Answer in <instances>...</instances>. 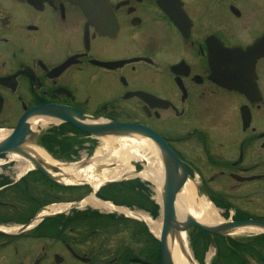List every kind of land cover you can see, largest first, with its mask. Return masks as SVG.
Listing matches in <instances>:
<instances>
[{"label":"flooded vegetation","instance_id":"flooded-vegetation-1","mask_svg":"<svg viewBox=\"0 0 264 264\" xmlns=\"http://www.w3.org/2000/svg\"><path fill=\"white\" fill-rule=\"evenodd\" d=\"M51 106L156 132L220 219L264 223V0H0V129ZM87 138L51 123L33 146L71 163ZM19 161L0 155V264H165L137 220L78 206L36 223L91 189ZM121 186L98 197L152 210L147 188ZM241 235L189 238L196 256L226 243L264 264V234Z\"/></svg>","mask_w":264,"mask_h":264},{"label":"water","instance_id":"water-1","mask_svg":"<svg viewBox=\"0 0 264 264\" xmlns=\"http://www.w3.org/2000/svg\"><path fill=\"white\" fill-rule=\"evenodd\" d=\"M32 117L54 118L58 121L69 123L76 129L96 138H131L139 141L150 140L153 143L163 167L164 174L161 188L164 207V227L160 241L162 243V254L165 264H173V261L171 260L172 245L175 242L180 244L183 251L181 234L187 232L192 226L224 238H228L244 228H256L264 231V223L250 221L207 226L198 223L190 215H187L184 220H179L177 217L176 200L177 196L188 184L189 177L184 165L174 152L160 136L151 130L141 126L117 124L114 122H108L107 124L87 123L86 120L90 118L79 111L55 106L40 107L31 111L29 114H26L19 122L13 134L0 143V154L15 153L22 156L30 161L35 169L41 171L54 183L63 185L59 182L60 178L54 177L47 172L46 168H48V166L41 162L40 159L34 157L31 152L24 150L25 145L32 143L38 137V133L31 131L30 126L26 123V120ZM87 121L90 122L89 120ZM39 130L40 128H38L37 132H39ZM89 164L90 160L74 165V171L68 175L63 174L62 178H72L75 172L84 170ZM49 169L58 173L60 172V169L56 167H49ZM119 182V180L106 182L104 183V186H110Z\"/></svg>","mask_w":264,"mask_h":264},{"label":"bare ground","instance_id":"bare-ground-1","mask_svg":"<svg viewBox=\"0 0 264 264\" xmlns=\"http://www.w3.org/2000/svg\"><path fill=\"white\" fill-rule=\"evenodd\" d=\"M51 120L43 117H35L30 123L33 129L37 126L41 128L46 127ZM8 132H0V141L8 136ZM102 147L94 154L90 160L89 166L84 170L75 172L70 179L62 178L63 174L67 175L74 171V165L66 166L54 162L43 151L42 148L37 147L34 149L35 156L42 160L49 166L59 167L60 173L56 174V177H60V181L65 184H80L88 183L95 190H97L103 183L107 181L134 179L135 177H141L151 181L156 185L161 193L163 182V171L161 170L160 159L156 154L155 147L148 141H139L131 138H101ZM14 160H20V164L23 165V160L18 155H12ZM146 161V165L142 173L135 172V166L133 164ZM29 169H32L31 165L26 163ZM25 169V168H24ZM158 192V199L161 201V196ZM85 207L100 208L103 204H98L94 197L88 198L83 202ZM65 209V206H58L49 209L51 213H58ZM177 217L179 220H184L187 215L193 216L198 222L213 226L219 225L223 222L218 216L217 212L213 210L205 200H199L197 197V191L193 184L188 183L183 191L177 196L176 200ZM155 228V234L160 235L162 229V223L155 222L153 224ZM252 232L260 233L262 230L256 228H244L236 233ZM185 234L182 235L181 242L184 243V251L181 250L179 243H175L173 251V260L175 264H190L187 257V245L184 239ZM186 252V253H185Z\"/></svg>","mask_w":264,"mask_h":264},{"label":"rangeland","instance_id":"rangeland-1","mask_svg":"<svg viewBox=\"0 0 264 264\" xmlns=\"http://www.w3.org/2000/svg\"><path fill=\"white\" fill-rule=\"evenodd\" d=\"M85 143H86V147H87V150H88V154L89 155L92 154V157L102 147V143H101L100 139L96 140V139H92V138H87ZM89 158H91V157H89ZM138 184L139 183H137V184L133 183V184H126L125 186H121L120 188H122V190H121L122 195L120 196V200L121 199L129 200V198H130L129 195H128V193L130 191L129 189L133 188L136 185L139 186ZM143 184H142V186H144ZM147 189H148V187H147ZM150 191H152V193L154 195L153 196L154 200L159 202L158 197H156L157 189L155 187H152L150 189ZM245 235H249V233L248 232L247 233H243L240 237L245 236ZM207 253L210 255V257L213 258V264H229V262H227V261H223V260L221 261V258H220L221 254L224 255V256H227V258L230 256V252H228V250H226V249L224 250V244H220V246H219V252H218L219 256H215L216 249H215L214 246L211 247V248L207 247ZM234 256L235 257L231 256V260H228V261H231L232 264H236V261L241 260V256H239V255H234ZM254 264H256V263H254Z\"/></svg>","mask_w":264,"mask_h":264},{"label":"trees","instance_id":"trees-1","mask_svg":"<svg viewBox=\"0 0 264 264\" xmlns=\"http://www.w3.org/2000/svg\"><path fill=\"white\" fill-rule=\"evenodd\" d=\"M222 260L229 262V264H232L231 261H228V260H231L230 257L227 258V256H223V257H221V261ZM236 264H243V263L240 260H238V261H236Z\"/></svg>","mask_w":264,"mask_h":264}]
</instances>
